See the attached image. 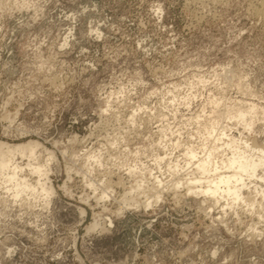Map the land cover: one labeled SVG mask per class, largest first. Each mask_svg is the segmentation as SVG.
Listing matches in <instances>:
<instances>
[{"label":"rangeland","instance_id":"rangeland-1","mask_svg":"<svg viewBox=\"0 0 264 264\" xmlns=\"http://www.w3.org/2000/svg\"><path fill=\"white\" fill-rule=\"evenodd\" d=\"M263 2L0 0V141L40 144L45 177L14 162L53 189L15 199L0 176V264H264V183L254 209L172 184L203 155L198 114L255 104L251 131L223 125L264 145Z\"/></svg>","mask_w":264,"mask_h":264},{"label":"bare ground","instance_id":"bare-ground-1","mask_svg":"<svg viewBox=\"0 0 264 264\" xmlns=\"http://www.w3.org/2000/svg\"><path fill=\"white\" fill-rule=\"evenodd\" d=\"M257 109H258V106H256L255 104H249V105H247L246 108H244L243 106H239L238 108H232V110H228L226 112L218 113V115L216 116L217 119H215L213 121H209L210 122L209 124L208 123H202V121H201L202 116L200 114L196 115L195 118H196V124L198 126V131L202 132L204 135V143L202 144L203 153L201 152L202 150L200 151L203 155L199 152L202 156H200V155L198 156L197 149L193 148L192 147L193 145L190 147L188 146L186 152L183 154V157H184V161L186 162V168L188 169L189 167L190 168L192 167L191 168L192 172H190L191 171L190 170L189 171L190 174H188L187 172L185 173V175L188 174L187 179H185V180L179 179V180L174 181V183H172V184H174L175 187L182 184V185L186 186L187 191L189 193H193V194H197V195L201 194L205 197H209L214 201V203L216 202L215 203L216 205L220 200L223 199V200H225L226 205H228V207H229V205L233 207L236 204L238 205V203H245V204H248V206L251 205L253 207L254 206L253 201L256 200L254 197L255 195L249 196V195H247V193L245 195L244 189H249V185L252 184L253 180L260 181V182L264 183V145L257 143L255 141V139H253L251 141L249 139L244 140L243 136L237 137L235 135L229 134L227 132L226 126L223 125V121H224L223 117H228L229 119L233 118L237 122L242 124L244 129H248L251 131L253 128V123H254L253 114L256 115ZM39 146H41V145L38 144L37 142H34V141H29L27 143H20V144H15V145H10V144H7V143L0 141V176L5 175L4 178H5L6 184H7V182H9L8 184L11 183L12 188L10 186V188H11L10 190L12 191L13 195L15 196V199H16V196H18V195L21 196L20 195L21 193L27 194L26 193L27 191H30V192L31 191L32 192L38 191L35 194H37V193L39 194V190L41 189V192L44 193L45 195H47L48 197L50 196V194L52 195V193H53L52 187L47 186L45 182L40 183V181H39L40 186L38 185V183L36 185H34V184L32 185L26 178H24L23 176L22 177L19 176L18 171L20 170V168L23 170V168L21 166L19 168L18 163L14 162V158L17 154L22 156V157H27L28 158L27 160H29V165L32 168L31 171L38 174L39 176H42V175L44 176V174L47 173L46 172L47 169H43L44 166L42 167V165H38V163H36V165L34 163H32V161L33 162L36 161V157L39 156L38 155L39 153L38 154L35 153L36 149ZM45 152H47V151H45ZM89 157L90 158H88V159L91 160V158H92L93 162H95L96 164H99L101 167L100 155H96V154L92 155L91 154ZM158 159H159V157H158ZM174 162L176 163V161H174ZM178 165L179 164L176 163V165H174V170L172 171L173 168L170 170L173 173L175 171H178ZM169 166H172V165H169ZM169 166H168V168H169ZM180 166H182V165H180ZM89 169H86L87 172ZM131 169H133V168H131ZM134 169H133V171H134ZM187 169H185V170H187ZM22 170H21V172H22ZM179 172H181V171H179ZM143 173L144 172H142L141 175ZM45 175H47V174H45ZM175 175H173V176H175ZM87 176H88V174H87ZM134 176H135V174L133 175V177ZM150 178H151V176H150ZM137 179L140 180V178H137ZM136 181H134V183ZM161 182H162L161 180L157 179L158 185L156 184L157 186L154 185L151 188V190L154 193L153 196L151 195V198L148 197V198H146V200L142 201L145 208H148V206H150V205L152 206V204H154V203L157 204V202L160 200L161 195H160V192L158 190V187L162 186ZM3 183H5V182H3ZM6 184H5V186H6ZM37 185L40 188L39 190H37L38 188L37 189L35 188V187H37ZM93 185L94 184L91 183L90 186H93ZM140 185L139 186L134 185L136 187V191L139 192V194L142 192V193H144V195H146V193L148 191L146 192V191L140 189V188H142V187H140ZM253 185H254V183H253ZM174 186L172 185V187H174ZM143 187H144V185H143ZM149 187H151V186H149ZM6 188H7V186H6ZM254 189L256 190L255 191L256 196H260L261 199L264 200V189H262V188L258 189V187H254ZM11 191H10V193H11ZM106 192H107V190H106ZM106 192L104 191L103 195L101 196L102 198H104L105 196L106 197L108 196V194ZM248 192H249V190H248ZM128 193H131V192L129 191ZM134 193H136V192H134ZM14 196H13V198H14ZM19 196H18V198H19ZM123 197H124V195H123ZM124 200H125V198H124ZM205 200H206V198H205ZM126 201H124V202L127 203ZM132 201H133V199H132ZM131 204L137 205V204H139V202L137 200H135ZM143 205H142V207H143ZM254 208L255 207H253V209ZM259 217H262V216L259 215ZM97 226H98V224L91 223L90 227H88V231H90V230L93 231Z\"/></svg>","mask_w":264,"mask_h":264}]
</instances>
